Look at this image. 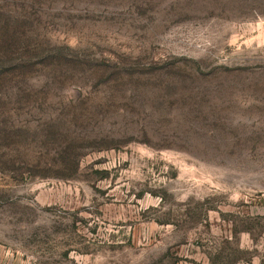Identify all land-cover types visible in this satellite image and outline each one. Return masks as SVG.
Masks as SVG:
<instances>
[{
    "label": "rangeland",
    "instance_id": "1",
    "mask_svg": "<svg viewBox=\"0 0 264 264\" xmlns=\"http://www.w3.org/2000/svg\"><path fill=\"white\" fill-rule=\"evenodd\" d=\"M0 264H264V0H0Z\"/></svg>",
    "mask_w": 264,
    "mask_h": 264
}]
</instances>
